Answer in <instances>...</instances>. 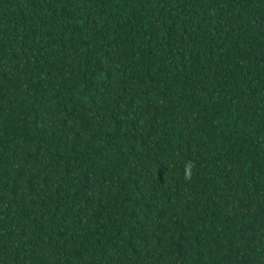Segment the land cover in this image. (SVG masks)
<instances>
[{
    "label": "trees",
    "instance_id": "obj_1",
    "mask_svg": "<svg viewBox=\"0 0 264 264\" xmlns=\"http://www.w3.org/2000/svg\"><path fill=\"white\" fill-rule=\"evenodd\" d=\"M0 264H264V0H0Z\"/></svg>",
    "mask_w": 264,
    "mask_h": 264
}]
</instances>
